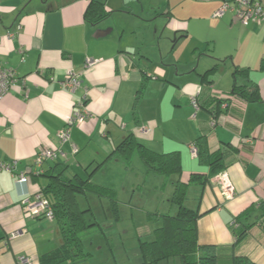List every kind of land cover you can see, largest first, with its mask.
<instances>
[{"label": "crops", "instance_id": "0c3cea01", "mask_svg": "<svg viewBox=\"0 0 264 264\" xmlns=\"http://www.w3.org/2000/svg\"><path fill=\"white\" fill-rule=\"evenodd\" d=\"M93 1L0 0V65L17 73L0 100V159L16 162L13 172L0 171V264H20L23 256L42 264L62 246L55 220L29 217L23 205L47 184L28 175L38 172L33 164L41 149L66 154L45 163L42 173L66 163L68 175L98 184L94 174L130 135L155 152H179L185 184L209 172L191 155L199 139L211 153H223L222 172L235 187L234 198L223 197L214 177L205 184L196 179L188 189L185 205L199 211L198 243L216 246L221 264H236L237 257L264 264V21L243 25L234 12L217 18L222 0H96L103 7L89 12ZM117 12L144 16L160 40L148 38L143 22V35L127 39L126 29L112 21ZM89 59L95 64L86 67ZM215 66L216 73L206 74ZM236 67L248 70L261 101L232 95ZM69 71L79 75L75 91L64 84ZM81 104L89 115L73 124L70 141L61 145L58 135ZM20 173L27 184L15 183ZM161 179L167 191L158 199L168 209L157 213L175 214L177 177ZM151 221L154 231L160 222ZM249 224L255 225L235 247L236 234Z\"/></svg>", "mask_w": 264, "mask_h": 264}, {"label": "trees", "instance_id": "16d2710c", "mask_svg": "<svg viewBox=\"0 0 264 264\" xmlns=\"http://www.w3.org/2000/svg\"><path fill=\"white\" fill-rule=\"evenodd\" d=\"M103 7L98 1L91 3L90 10ZM89 15V13H88ZM87 15V16H88ZM86 16V17H87ZM99 19L105 18L101 13ZM218 66L213 67L206 74L216 73ZM248 70L236 67L234 69V85L232 95L245 99L248 102L261 101L258 87L246 75ZM205 74V75H206ZM239 78L243 83H239ZM227 101L221 98L220 102ZM198 159L201 165L207 166V176L194 175L190 183L185 184L181 180L182 165L179 152L158 153L138 143L133 135L128 136L115 149L114 154H122L127 161L137 154L148 167L149 173H154L170 179L177 177L175 182L172 203L177 207L175 214L154 213L149 214L150 219L160 222V225L153 231L152 241H140L142 261L139 264H160L162 261L179 259L180 264H221V254L216 246H201L198 243L197 221L199 211L193 210L185 205L190 184L196 179H203L205 184L210 178L215 177L225 170L224 155L217 151L211 153L205 139L201 138L196 142ZM113 155V154H112ZM69 166L66 163L57 162L49 171L42 174L28 175L35 178L45 177L47 184L42 188V194L49 199L55 216V222L59 226L62 235V246L52 254L44 257L42 264H86L92 257L90 252L84 249V241L89 231L100 224L95 218H88L91 209L82 208L78 197L88 194L96 195L99 198L108 199L117 210V192L114 188L104 187L90 181L89 178H81L78 175H68ZM247 210L239 215L233 226L242 222V218L249 214ZM255 224L245 225L243 231L236 234V245L241 243ZM236 258V257H235ZM236 264L247 263L245 258H236ZM241 259V260H240Z\"/></svg>", "mask_w": 264, "mask_h": 264}, {"label": "rangeland", "instance_id": "374dc122", "mask_svg": "<svg viewBox=\"0 0 264 264\" xmlns=\"http://www.w3.org/2000/svg\"><path fill=\"white\" fill-rule=\"evenodd\" d=\"M137 15L133 14L130 18L125 15L121 17L117 12L112 21L116 29H126L127 39L129 36L138 39V35H143V22L142 27L148 31V38L155 37L158 42L160 34L155 32L156 25L147 28L152 22H144V16ZM171 41L173 45L175 36ZM112 157L114 158L111 162H106L99 172L94 174L93 180L96 183L100 180L101 183L98 184L101 186L114 188L117 192V210L108 199L93 194H88V198L79 196L80 206L91 209L87 217L95 218L100 224L93 227L85 238V250L92 254L86 264H139L137 260L142 261L140 240L153 239L148 231L152 233L155 222L149 221L147 216L157 213V209L166 212L168 208L158 198L163 197V193L166 197L167 189L162 190V184L159 182L163 177L147 173L148 167L137 154H134L130 161L120 153H115ZM161 264H180V261L171 259Z\"/></svg>", "mask_w": 264, "mask_h": 264}, {"label": "built area", "instance_id": "2783aa9c", "mask_svg": "<svg viewBox=\"0 0 264 264\" xmlns=\"http://www.w3.org/2000/svg\"><path fill=\"white\" fill-rule=\"evenodd\" d=\"M228 12H234L237 18L243 25H248L251 22L262 23L264 21V8L258 0H222V6L215 13V17L221 18ZM95 64V60H87L86 67H90ZM16 71L10 68H6L0 65V100L11 90V87L16 82ZM65 87L71 91H75L80 87L81 82L79 75L69 71L64 81ZM193 106L198 110L199 106L195 99H193ZM80 110L75 113L74 118L69 120V123L61 130L58 135L60 144L63 145L71 139V127L74 123L78 125L83 123L88 117V112L84 108V105H79ZM78 150L74 148L73 154H76ZM191 155L198 157V149L194 145L191 147ZM60 157H66V154L60 149L43 148L37 154V159L33 164V167L38 168L36 174L42 173V168L45 163L51 161H57ZM16 167V162H5L0 159V171L6 170L13 172ZM33 171V170H32ZM215 183L220 187L222 195L226 200H231L235 196V187L232 184L230 178L226 172H221L214 177ZM28 177L25 173L15 175V183L18 185L27 184ZM23 205L26 209V214L29 217L32 216H44L49 221H54V211L48 198L42 193L35 195V201L30 199L24 200ZM14 237V236H13ZM20 264H34L30 257L23 256L19 259Z\"/></svg>", "mask_w": 264, "mask_h": 264}, {"label": "water", "instance_id": "95a60500", "mask_svg": "<svg viewBox=\"0 0 264 264\" xmlns=\"http://www.w3.org/2000/svg\"><path fill=\"white\" fill-rule=\"evenodd\" d=\"M175 35H176V34H175ZM176 40H177V37L175 36V41H176ZM175 41H174V42H175Z\"/></svg>", "mask_w": 264, "mask_h": 264}, {"label": "clouds", "instance_id": "9594fccd", "mask_svg": "<svg viewBox=\"0 0 264 264\" xmlns=\"http://www.w3.org/2000/svg\"><path fill=\"white\" fill-rule=\"evenodd\" d=\"M77 154V153H76ZM42 174V173H41ZM38 175V174H37Z\"/></svg>", "mask_w": 264, "mask_h": 264}]
</instances>
